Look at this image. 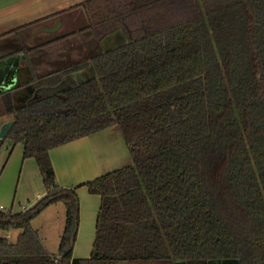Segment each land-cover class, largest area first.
<instances>
[{
	"label": "trees",
	"instance_id": "1",
	"mask_svg": "<svg viewBox=\"0 0 264 264\" xmlns=\"http://www.w3.org/2000/svg\"><path fill=\"white\" fill-rule=\"evenodd\" d=\"M82 6L90 56L0 93V117L14 119L0 146L22 143L46 188L29 208L0 211V229H19L0 235V264H264V0ZM118 28L128 42L102 51ZM112 125L131 161L85 183L101 205L90 256L73 258L79 197L49 150ZM56 202L65 224L52 254L31 220Z\"/></svg>",
	"mask_w": 264,
	"mask_h": 264
},
{
	"label": "crops",
	"instance_id": "2",
	"mask_svg": "<svg viewBox=\"0 0 264 264\" xmlns=\"http://www.w3.org/2000/svg\"><path fill=\"white\" fill-rule=\"evenodd\" d=\"M85 1L0 0V93L28 80L33 74H58L67 59L90 56L91 35L79 31L88 23L82 6ZM54 25L57 26L55 30H39L31 37L37 28ZM24 43L36 48L27 55L22 51L16 52ZM122 44H125V38L119 32L100 41L102 51ZM89 72L90 68L85 67L73 71L71 75L74 80L81 81ZM27 84L31 89L32 82ZM9 119H13L12 113L1 116L0 125ZM102 131H108L105 136L111 140L119 141L120 129L112 125L49 150L58 183L74 186L79 197V224L73 258L90 256L101 205V195L90 192L85 183L131 161L126 142L123 143L127 155L124 151H120V156L114 151L107 153L105 136L98 134ZM118 162L124 163L118 165ZM20 188L24 192L23 197L18 195ZM45 191L39 166L33 156H24V145L16 143L11 146L9 140L3 142L0 146V204L7 210L19 212L24 210L21 200L28 202L29 206L25 207L29 208ZM31 224L45 248L52 254L58 253L65 224V205L62 202L49 204L32 218ZM18 232L19 229H10L6 236L12 233L14 240Z\"/></svg>",
	"mask_w": 264,
	"mask_h": 264
},
{
	"label": "rangeland",
	"instance_id": "3",
	"mask_svg": "<svg viewBox=\"0 0 264 264\" xmlns=\"http://www.w3.org/2000/svg\"><path fill=\"white\" fill-rule=\"evenodd\" d=\"M68 30V29H67ZM66 31V30H65ZM106 132H108V131H102V133H98V134H100V135H102V136H105V134H106ZM120 134H119V141H117V140H115V141H113V140H111L110 139V137L109 136H105V146H106V148L109 150V151H107V153H112L113 151H114V153H118L119 154V156H120V151H124V152H126V155H127V149H126V147H125V145H124V143L123 142H125L124 141V139H123V137H122V133H121V131L119 132ZM130 154V153H129ZM120 160V159H119ZM121 161V160H120ZM119 164L118 165H122V163H124V162H118ZM18 195H20V197L22 196L23 197V195H24V192L22 193V190H21V188L19 189V193H18ZM22 202H20L21 203V206H29L28 205V202H26L25 200H21ZM7 234V230H3V229H0V235L1 236H4V235H6ZM9 238L10 239H13V234L11 233V235L9 236Z\"/></svg>",
	"mask_w": 264,
	"mask_h": 264
},
{
	"label": "water",
	"instance_id": "4",
	"mask_svg": "<svg viewBox=\"0 0 264 264\" xmlns=\"http://www.w3.org/2000/svg\"><path fill=\"white\" fill-rule=\"evenodd\" d=\"M57 28L56 25L54 26H41L39 28H37L31 35V37H33V35L39 31V30H47V31H52V30H55ZM116 32H119L124 38H125V43L128 42V38H127V35L125 34L124 30L122 28H118L117 30L107 34L105 37L111 35V34H114ZM104 37V38H105ZM14 122V119H9L5 122H3L1 125H0V137H3L5 136V134L7 133V131L10 129L11 125L13 124ZM178 264H186L185 261H177Z\"/></svg>",
	"mask_w": 264,
	"mask_h": 264
},
{
	"label": "built area",
	"instance_id": "5",
	"mask_svg": "<svg viewBox=\"0 0 264 264\" xmlns=\"http://www.w3.org/2000/svg\"><path fill=\"white\" fill-rule=\"evenodd\" d=\"M23 209H26L25 206H23ZM6 207L3 204H0V211H6Z\"/></svg>",
	"mask_w": 264,
	"mask_h": 264
}]
</instances>
